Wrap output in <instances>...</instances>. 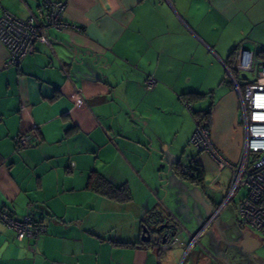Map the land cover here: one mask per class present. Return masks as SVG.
<instances>
[{"label": "crops", "instance_id": "0c3cea01", "mask_svg": "<svg viewBox=\"0 0 264 264\" xmlns=\"http://www.w3.org/2000/svg\"><path fill=\"white\" fill-rule=\"evenodd\" d=\"M39 1L0 0V15L37 16ZM51 1L66 3L74 29L50 32V47L36 42L18 67L6 65L0 43V209L22 217L32 207L46 226L18 242L0 224V264H178L207 227L209 246L196 242L190 264L257 250L234 203L237 222L216 224L232 202L210 221L229 180L222 185L214 162L190 146L196 120L183 98L204 95L191 110L209 112L216 148L238 162L243 130L226 63L239 44L264 48V0ZM20 133L37 139L17 151ZM190 162L200 183L178 172ZM96 175L129 198L98 193ZM155 214L175 225V242L141 240ZM247 231L259 242L253 251Z\"/></svg>", "mask_w": 264, "mask_h": 264}, {"label": "built area", "instance_id": "2783aa9c", "mask_svg": "<svg viewBox=\"0 0 264 264\" xmlns=\"http://www.w3.org/2000/svg\"><path fill=\"white\" fill-rule=\"evenodd\" d=\"M39 14H29L25 20L18 19L6 10L0 15V43L7 52L6 65L18 67L21 62L34 52L36 42L50 47L49 35L74 29L63 20L65 2L51 0L39 1ZM234 72L226 67V74L235 92L240 108L238 124L243 130L241 155L238 162H231L216 148L210 128L196 123L189 144L199 153L206 154L216 165L218 172L230 173L227 195L219 211L241 190L246 195L234 203L235 212L253 234L264 238V48L254 46L248 50L239 44L234 50ZM156 84L148 77L144 85L151 90ZM242 84L244 88H241ZM190 112L191 106L184 100ZM37 139L31 133H20L14 139L15 150L19 151L33 144ZM179 172L185 177H192L189 165H182ZM0 224L10 230L18 242L35 241L46 233V226L34 208L29 207L26 215L15 217L0 209ZM200 233L190 238V245L195 243Z\"/></svg>", "mask_w": 264, "mask_h": 264}, {"label": "rangeland", "instance_id": "374dc122", "mask_svg": "<svg viewBox=\"0 0 264 264\" xmlns=\"http://www.w3.org/2000/svg\"><path fill=\"white\" fill-rule=\"evenodd\" d=\"M240 85H241V88L243 89L244 86L242 84H240ZM221 175H222L221 184L225 185L226 180L227 179L229 180L230 173L225 170L221 173ZM245 195H246L245 189L239 190L236 193V195L233 197L232 204H230V206L226 210H224V212L222 213L221 218L216 219L217 221L215 220L216 224H218L221 221L225 222L226 219L237 222L235 212L233 211V203L240 201ZM207 228H205L200 233L201 234V237H200L201 240L198 241L195 246H198V247L201 246L203 248H205V247L207 248L209 246L208 245L209 240H211V238L213 236L211 235L212 229L208 230ZM226 233H225V235H226ZM254 235L258 238V240L260 242V247L257 250L250 252V253H247L246 257L237 256L236 253L229 254L226 257L227 260H225L224 264H264V238L259 236V234H257V233H254ZM192 248H193V246L190 247L189 250H187L186 252L183 253L178 264H190L191 263V259H192V256L194 255V251H195L196 247H194L193 249Z\"/></svg>", "mask_w": 264, "mask_h": 264}, {"label": "trees", "instance_id": "16d2710c", "mask_svg": "<svg viewBox=\"0 0 264 264\" xmlns=\"http://www.w3.org/2000/svg\"><path fill=\"white\" fill-rule=\"evenodd\" d=\"M234 57L235 54L233 52L229 57L228 62L226 63V67L231 71L233 76L236 77V73L234 72ZM203 97L204 95L187 94L186 96H184L183 99L187 101L189 105H191L194 101ZM191 113L194 119L196 120V123L204 124L207 127H209V112L199 113V112H194L192 110ZM188 165L193 172L192 177H185L183 174L179 172L181 165L178 167V172L187 180L194 183H200L202 181V172L198 169V167L194 164V162H190ZM91 183H93L94 188L98 193L107 196L111 199H114L116 201L122 202V201H126L129 198L127 189H125L124 187H120V188L113 187L101 176L98 175L94 176L93 179L91 180Z\"/></svg>", "mask_w": 264, "mask_h": 264}, {"label": "water", "instance_id": "95a60500", "mask_svg": "<svg viewBox=\"0 0 264 264\" xmlns=\"http://www.w3.org/2000/svg\"><path fill=\"white\" fill-rule=\"evenodd\" d=\"M151 233H162V236L152 237ZM178 232L175 228V225L170 224L165 221L161 214H155L154 218L150 221L148 227L143 228V233L141 240L143 242H151L152 240H157L154 244L165 245L170 242H175V238ZM160 238V241H159ZM243 244L248 251H253L259 247V242L255 238L252 237L250 232H245L243 236Z\"/></svg>", "mask_w": 264, "mask_h": 264}, {"label": "flooded vegetation", "instance_id": "af4514ba", "mask_svg": "<svg viewBox=\"0 0 264 264\" xmlns=\"http://www.w3.org/2000/svg\"><path fill=\"white\" fill-rule=\"evenodd\" d=\"M217 215H218V214H217ZM217 215H216V217H217ZM216 217H215V218H216ZM155 235H156V236H160V238H161L162 233H160V234H158V233H151V236H152V237H155ZM200 236H201V234H200ZM160 238H159V241H160ZM199 238H200V237H199ZM198 240H199V239H198ZM198 240H197L196 242H198ZM156 242H157V240H152V241H151V243H153V244L156 243ZM196 242H195V243H196ZM195 243H193V244L190 245V246H193Z\"/></svg>", "mask_w": 264, "mask_h": 264}]
</instances>
